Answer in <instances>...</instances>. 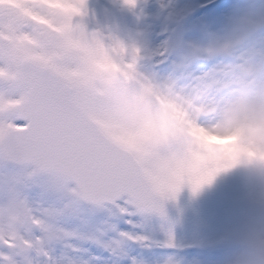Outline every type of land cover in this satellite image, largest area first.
<instances>
[{
    "label": "clouds",
    "instance_id": "clouds-1",
    "mask_svg": "<svg viewBox=\"0 0 264 264\" xmlns=\"http://www.w3.org/2000/svg\"><path fill=\"white\" fill-rule=\"evenodd\" d=\"M121 3L135 9L139 0ZM88 11V0H0V96L13 101L0 107V126L15 123L35 75L58 76L86 97L89 127L137 162L161 199L185 188L195 194L237 168L264 183V47L241 38L214 50L225 59L208 71L183 57L172 76L158 80L139 70V48L89 30ZM13 208L14 218L0 208V231L12 224L25 241L17 264H74L52 255L56 245L73 250V240L52 236L38 212L39 222ZM251 264H264V242Z\"/></svg>",
    "mask_w": 264,
    "mask_h": 264
},
{
    "label": "rangeland",
    "instance_id": "rangeland-1",
    "mask_svg": "<svg viewBox=\"0 0 264 264\" xmlns=\"http://www.w3.org/2000/svg\"><path fill=\"white\" fill-rule=\"evenodd\" d=\"M88 9L86 27L139 48L144 57L139 70L158 80L172 76L183 57L192 58L198 72L208 71L225 59L211 53L241 38L264 47V0H139L135 9L121 0H88ZM167 202L179 224L138 215L130 225L127 218L80 205L62 225L82 238L73 239L75 250L68 252L56 245L53 258L74 264H251L253 250L264 242V183L242 168L221 174L195 194L185 188ZM169 234L175 247L165 246ZM113 242L119 244L115 252Z\"/></svg>",
    "mask_w": 264,
    "mask_h": 264
},
{
    "label": "snow or ice",
    "instance_id": "snow-or-ice-1",
    "mask_svg": "<svg viewBox=\"0 0 264 264\" xmlns=\"http://www.w3.org/2000/svg\"><path fill=\"white\" fill-rule=\"evenodd\" d=\"M28 88L18 102L23 107L13 114L15 123L0 126V134L7 137L0 144V208L14 218L13 205L22 207L37 222L38 212L47 219L46 231L52 236L63 233L70 240L82 237L66 230L62 218L83 204L111 217L127 218L130 225L138 215L166 218L164 204L175 200L179 192L161 199L143 179L138 163L89 127L83 116L87 103L83 94L62 77L40 74L30 80ZM11 103L0 96V107ZM34 192L40 194L38 199H33ZM9 228L7 233L0 231V264H17L16 249L25 243L12 224ZM119 235L137 243L148 242L144 236ZM95 242L101 240L95 238ZM165 246L175 247L171 234ZM118 247L113 242L110 250L115 252Z\"/></svg>",
    "mask_w": 264,
    "mask_h": 264
},
{
    "label": "water",
    "instance_id": "water-1",
    "mask_svg": "<svg viewBox=\"0 0 264 264\" xmlns=\"http://www.w3.org/2000/svg\"><path fill=\"white\" fill-rule=\"evenodd\" d=\"M164 208H165V213H166V218L165 217H161L160 215L158 214H152V215H155L159 218H162L164 220H167L171 223H178L180 222V219L177 215V213L165 202L164 204Z\"/></svg>",
    "mask_w": 264,
    "mask_h": 264
},
{
    "label": "bare ground",
    "instance_id": "bare-ground-1",
    "mask_svg": "<svg viewBox=\"0 0 264 264\" xmlns=\"http://www.w3.org/2000/svg\"><path fill=\"white\" fill-rule=\"evenodd\" d=\"M117 6V5H116Z\"/></svg>",
    "mask_w": 264,
    "mask_h": 264
}]
</instances>
